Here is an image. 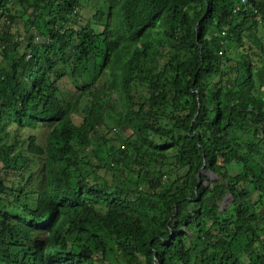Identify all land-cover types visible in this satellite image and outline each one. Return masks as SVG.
I'll use <instances>...</instances> for the list:
<instances>
[{
    "label": "trees",
    "instance_id": "trees-1",
    "mask_svg": "<svg viewBox=\"0 0 264 264\" xmlns=\"http://www.w3.org/2000/svg\"><path fill=\"white\" fill-rule=\"evenodd\" d=\"M0 264H264V0H0Z\"/></svg>",
    "mask_w": 264,
    "mask_h": 264
},
{
    "label": "water",
    "instance_id": "water-1",
    "mask_svg": "<svg viewBox=\"0 0 264 264\" xmlns=\"http://www.w3.org/2000/svg\"><path fill=\"white\" fill-rule=\"evenodd\" d=\"M198 183H200V180H198ZM230 198H231L230 195H227V196H226V199H230Z\"/></svg>",
    "mask_w": 264,
    "mask_h": 264
},
{
    "label": "rangeland",
    "instance_id": "rangeland-1",
    "mask_svg": "<svg viewBox=\"0 0 264 264\" xmlns=\"http://www.w3.org/2000/svg\"><path fill=\"white\" fill-rule=\"evenodd\" d=\"M229 202V199L227 200V202L226 203H228Z\"/></svg>",
    "mask_w": 264,
    "mask_h": 264
},
{
    "label": "built area",
    "instance_id": "built-area-1",
    "mask_svg": "<svg viewBox=\"0 0 264 264\" xmlns=\"http://www.w3.org/2000/svg\"><path fill=\"white\" fill-rule=\"evenodd\" d=\"M244 1V0H243Z\"/></svg>",
    "mask_w": 264,
    "mask_h": 264
}]
</instances>
